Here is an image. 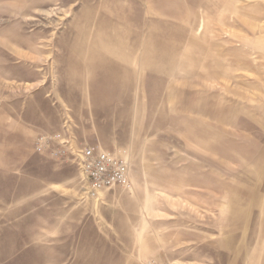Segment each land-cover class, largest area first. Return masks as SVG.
Returning a JSON list of instances; mask_svg holds the SVG:
<instances>
[{
  "label": "rangeland",
  "instance_id": "374dc122",
  "mask_svg": "<svg viewBox=\"0 0 264 264\" xmlns=\"http://www.w3.org/2000/svg\"><path fill=\"white\" fill-rule=\"evenodd\" d=\"M28 105L63 108L73 150L130 161L132 185L95 199L71 161L55 255L68 237L71 264H87L73 249L94 253L110 225L147 260L180 264H206L212 237L219 264L221 232L264 196V0H0V112ZM23 249L6 264H31Z\"/></svg>",
  "mask_w": 264,
  "mask_h": 264
},
{
  "label": "crops",
  "instance_id": "0c3cea01",
  "mask_svg": "<svg viewBox=\"0 0 264 264\" xmlns=\"http://www.w3.org/2000/svg\"><path fill=\"white\" fill-rule=\"evenodd\" d=\"M24 110L17 118L5 109L0 112V254L5 257L2 263L10 260L6 255H14L15 261H19L23 248L27 247L31 264H71L69 238L62 244L61 253L55 255L51 236L58 234L53 230L56 227L53 228L52 219H66L64 208L61 211L55 205H65L67 201V196L58 189H64L73 180L69 168L73 159L35 152L34 142L38 135L48 132L78 134L77 124L63 108L54 105L32 109L28 105ZM250 187L260 190L263 184ZM242 214L236 230L221 232L219 264H264V196L250 198ZM20 222L32 224L26 229L15 227ZM108 233L111 236L103 241L105 244L91 247L94 253L87 254V248L73 249L77 257L88 260L87 264H91L89 256L92 264H148V254L140 255L138 250L135 253L132 240L113 237L110 225ZM21 237H27L29 244L17 246L14 240ZM209 240L212 237L205 239V261L215 264L214 256H210L214 245ZM196 260L188 259L192 263Z\"/></svg>",
  "mask_w": 264,
  "mask_h": 264
},
{
  "label": "built area",
  "instance_id": "2783aa9c",
  "mask_svg": "<svg viewBox=\"0 0 264 264\" xmlns=\"http://www.w3.org/2000/svg\"><path fill=\"white\" fill-rule=\"evenodd\" d=\"M66 131L48 132L37 136L35 151L51 154L56 158H71L79 166L89 198H99L100 194L112 186L130 187L132 173L125 148L112 151L98 143L83 144L81 149L73 150L72 135ZM148 264H179L168 260H149Z\"/></svg>",
  "mask_w": 264,
  "mask_h": 264
}]
</instances>
